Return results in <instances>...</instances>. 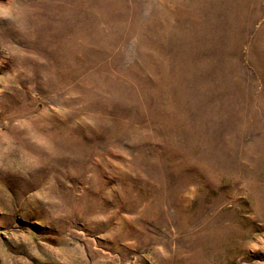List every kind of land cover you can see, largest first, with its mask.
I'll list each match as a JSON object with an SVG mask.
<instances>
[{
  "label": "rangeland",
  "instance_id": "1",
  "mask_svg": "<svg viewBox=\"0 0 264 264\" xmlns=\"http://www.w3.org/2000/svg\"><path fill=\"white\" fill-rule=\"evenodd\" d=\"M0 264H264V0H0Z\"/></svg>",
  "mask_w": 264,
  "mask_h": 264
}]
</instances>
